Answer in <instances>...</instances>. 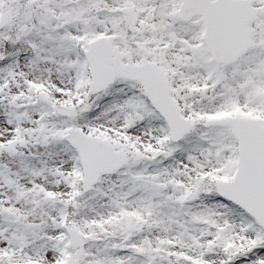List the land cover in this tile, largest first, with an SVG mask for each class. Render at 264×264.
Returning a JSON list of instances; mask_svg holds the SVG:
<instances>
[{"label": "snow or ice", "instance_id": "1", "mask_svg": "<svg viewBox=\"0 0 264 264\" xmlns=\"http://www.w3.org/2000/svg\"><path fill=\"white\" fill-rule=\"evenodd\" d=\"M0 264H264V0H0Z\"/></svg>", "mask_w": 264, "mask_h": 264}]
</instances>
